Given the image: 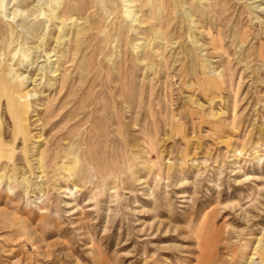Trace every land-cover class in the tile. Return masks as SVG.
Instances as JSON below:
<instances>
[{
	"label": "rangeland",
	"instance_id": "rangeland-1",
	"mask_svg": "<svg viewBox=\"0 0 264 264\" xmlns=\"http://www.w3.org/2000/svg\"><path fill=\"white\" fill-rule=\"evenodd\" d=\"M0 264H264V0H0Z\"/></svg>",
	"mask_w": 264,
	"mask_h": 264
},
{
	"label": "bare ground",
	"instance_id": "bare-ground-1",
	"mask_svg": "<svg viewBox=\"0 0 264 264\" xmlns=\"http://www.w3.org/2000/svg\"><path fill=\"white\" fill-rule=\"evenodd\" d=\"M5 71H7V70H5ZM7 73V72H6ZM14 104L15 103H13V102H11L10 104H9V109H10V113H11V115H13V117L16 115V107L14 106ZM19 127H17L16 129H15V134H19Z\"/></svg>",
	"mask_w": 264,
	"mask_h": 264
}]
</instances>
